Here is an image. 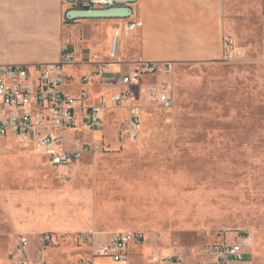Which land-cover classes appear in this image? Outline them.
I'll return each mask as SVG.
<instances>
[{"label":"rangeland","instance_id":"1","mask_svg":"<svg viewBox=\"0 0 264 264\" xmlns=\"http://www.w3.org/2000/svg\"><path fill=\"white\" fill-rule=\"evenodd\" d=\"M260 46L232 60L142 75L139 138L118 134L119 112H109L100 133L66 134L67 149L77 139L98 147L67 168L51 167L16 139L0 140V261L20 236L35 259L39 238L50 234L42 250L50 264H109L94 258L99 245L135 232V264L156 252L182 255L183 264H212L213 244L243 234L252 238L244 264H264ZM156 84L166 86L170 109L146 98Z\"/></svg>","mask_w":264,"mask_h":264},{"label":"crops","instance_id":"2","mask_svg":"<svg viewBox=\"0 0 264 264\" xmlns=\"http://www.w3.org/2000/svg\"><path fill=\"white\" fill-rule=\"evenodd\" d=\"M83 5L66 0H0V66L57 64L67 47L74 60L65 68L69 90L86 89L90 103H96L100 95L119 91L121 77L133 73L140 63L155 64L157 71L177 64L214 63L224 60V38L241 54L253 44L261 45L262 51L264 44V0H137L129 6L132 14L127 19H65L68 10ZM135 21L141 22V28L124 29ZM116 28L122 31L118 61L109 64L107 54ZM107 63L108 73L100 80L80 84L82 76ZM143 86L141 81L139 97ZM118 112L114 123L126 115ZM130 248L124 264H135L133 255H139L131 254ZM43 256L46 259L44 252Z\"/></svg>","mask_w":264,"mask_h":264},{"label":"built area","instance_id":"3","mask_svg":"<svg viewBox=\"0 0 264 264\" xmlns=\"http://www.w3.org/2000/svg\"><path fill=\"white\" fill-rule=\"evenodd\" d=\"M93 5L112 6L111 3L84 4L80 9L92 8ZM139 21L125 24L126 31L141 28ZM121 29L116 28L111 38L107 54L109 64L118 61V42ZM223 59L232 60L241 54L235 50L230 39L222 42ZM97 60L96 55L93 56ZM264 60V44L262 47ZM74 64L71 52L67 47L62 49L60 60L53 65H8L0 66V140L16 139L22 144L30 145L42 156L51 167L67 168L79 162L84 156H94L97 145L77 139L72 149L64 146L66 134L98 131L103 128L109 112L124 111L125 117L116 123L117 133L129 141H136L141 133V106L139 94L141 77L144 74H154L156 65L140 63L133 73L122 76L121 89L109 95H100L96 103H90L89 93L80 89L72 93L70 78L66 76V66ZM107 64L88 76H82L81 85L97 82L106 75ZM146 97L162 109H170L173 99L163 84L152 85L147 89ZM88 130V129H87ZM50 234L39 238L42 249L37 250L35 259L28 254V239L20 236L13 250L6 254L0 264H50L43 256L45 245L50 242ZM141 241V236L135 232H118L108 241L99 245L94 258H106L112 264H124L127 260L130 246ZM252 246L249 234L237 237L230 243L213 244L212 264H244ZM210 248L203 254H209ZM185 257L178 254L163 255L152 253L146 259V264H183ZM5 261V262H4ZM76 264H94L80 261Z\"/></svg>","mask_w":264,"mask_h":264},{"label":"water","instance_id":"4","mask_svg":"<svg viewBox=\"0 0 264 264\" xmlns=\"http://www.w3.org/2000/svg\"><path fill=\"white\" fill-rule=\"evenodd\" d=\"M137 0H66L71 4L111 3L112 6H102L100 9H72L65 13L67 21L89 19H127L132 11L129 6Z\"/></svg>","mask_w":264,"mask_h":264}]
</instances>
